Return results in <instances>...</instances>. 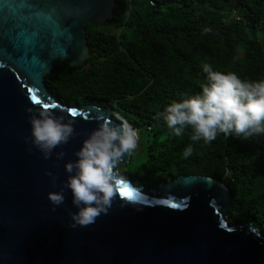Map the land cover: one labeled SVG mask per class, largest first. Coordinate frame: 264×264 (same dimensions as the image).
Masks as SVG:
<instances>
[{"label": "water", "instance_id": "water-1", "mask_svg": "<svg viewBox=\"0 0 264 264\" xmlns=\"http://www.w3.org/2000/svg\"><path fill=\"white\" fill-rule=\"evenodd\" d=\"M115 7V0H0V264H264L259 230L228 223L229 192L222 183L180 175L135 186L119 172L130 153L113 167L107 213L73 226L77 208L64 188L70 175L64 165L99 123L120 122L91 104L62 105L44 76L88 60L85 26L107 23ZM40 110L74 129L48 159L31 143L30 117ZM122 188L133 196L121 195ZM62 189L64 202L54 205L48 195Z\"/></svg>", "mask_w": 264, "mask_h": 264}, {"label": "trees", "instance_id": "trees-1", "mask_svg": "<svg viewBox=\"0 0 264 264\" xmlns=\"http://www.w3.org/2000/svg\"><path fill=\"white\" fill-rule=\"evenodd\" d=\"M113 18L86 25L90 58L44 76L62 105L91 104L139 135L121 175L149 188L201 175L228 190V223H250L264 236V134L176 136L166 107L201 91L205 63L241 79H264V0H115ZM191 147L190 155L185 150ZM141 157L142 161L138 159Z\"/></svg>", "mask_w": 264, "mask_h": 264}, {"label": "clouds", "instance_id": "clouds-1", "mask_svg": "<svg viewBox=\"0 0 264 264\" xmlns=\"http://www.w3.org/2000/svg\"><path fill=\"white\" fill-rule=\"evenodd\" d=\"M203 72L206 82L201 84L199 94L171 103L160 114L174 134L182 135L185 126L193 129V141H213L218 132L225 136L235 132L246 138L264 134V79H241L234 72L214 71L208 63L203 65ZM30 124L31 143L45 159L66 144L74 131L69 123L47 110L31 115ZM138 140L137 130L121 118L120 124L99 123L82 141L74 154L76 159L64 165L70 174L64 188L70 189L77 208L71 213L73 226L90 225L107 213L115 194L113 167L124 154L136 149ZM191 151V147L187 148L185 155ZM64 155L59 152L56 158ZM48 198L54 205L62 204L63 189L49 193Z\"/></svg>", "mask_w": 264, "mask_h": 264}, {"label": "snow or ice", "instance_id": "snow-or-ice-1", "mask_svg": "<svg viewBox=\"0 0 264 264\" xmlns=\"http://www.w3.org/2000/svg\"><path fill=\"white\" fill-rule=\"evenodd\" d=\"M29 91H33V92H34L35 89H29ZM31 99H32V102H33V103H37V104H39V103L41 102L40 99L38 98V96H37L36 94L32 95ZM43 106H44L45 108H48L50 105L47 104V103H45ZM51 106L54 107V105H51ZM73 115H75V113H73ZM119 191H120L121 195H123V196H125V197H129V198H131V197L133 196V193H132L128 188H122V189H120ZM174 206H175V205H174Z\"/></svg>", "mask_w": 264, "mask_h": 264}, {"label": "rangeland", "instance_id": "rangeland-1", "mask_svg": "<svg viewBox=\"0 0 264 264\" xmlns=\"http://www.w3.org/2000/svg\"><path fill=\"white\" fill-rule=\"evenodd\" d=\"M140 158H141V157H138V159H139L140 161H142L143 158H142V159H140Z\"/></svg>", "mask_w": 264, "mask_h": 264}]
</instances>
